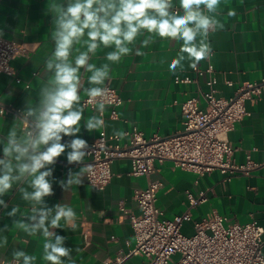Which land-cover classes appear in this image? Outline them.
I'll return each instance as SVG.
<instances>
[{
    "label": "crops",
    "instance_id": "1",
    "mask_svg": "<svg viewBox=\"0 0 264 264\" xmlns=\"http://www.w3.org/2000/svg\"><path fill=\"white\" fill-rule=\"evenodd\" d=\"M53 0H0V32L4 38L13 40L27 49L26 54H17L11 61L12 75L0 74V102L22 110L28 103L38 100L40 87L51 77L44 67L51 55L54 43L51 33L54 30L49 5ZM64 3V0H55ZM179 9V0H173ZM182 11V10H181ZM217 19L225 25L224 29L209 33L211 45L210 59L199 62L196 72L184 61V70L175 73L169 71V63L177 56L182 42L156 38L146 48H141L144 36L138 37L133 52L122 57L118 63H112L110 79L104 85L116 88L123 103L118 108V118L110 116L111 107L105 106L103 113L84 106V119L81 120V133L78 135L88 142L99 136L102 130L108 135L119 131L123 133L121 143L129 142L124 133L133 129L142 131L146 137L153 135H171L182 128L183 116L181 103L196 96L200 106L206 103L202 91L208 89L210 78L216 79L214 87L217 96L229 97L234 90L247 82H260L264 79V0H221ZM234 11V16L228 13ZM140 48L142 56L135 55ZM112 48H101L92 57L91 63L97 67L109 63L105 54ZM163 61V63L161 62ZM212 66L213 71L207 72ZM81 103L87 96L83 89L91 87L87 82L90 73H84ZM176 76H189L190 82H176ZM232 82L229 85L228 82ZM83 104V103H82ZM248 114L238 121L229 133L228 139L236 151L234 158L243 163L247 156L257 164L249 174H237L229 180L215 169L210 173L198 175L175 167L172 161L155 163V172L151 179L162 183L157 193V205L167 219L189 210L193 220H199L212 210L227 217L229 223H248L257 221L264 227V96L254 101L247 100ZM104 127L88 132L84 122L89 116L102 117ZM18 123L10 113L0 115V148L9 129ZM64 137L62 142L70 141ZM82 163L69 164L66 153L57 159L53 166V195L46 197L49 207L56 204L70 206L76 212L75 230L61 220V227L54 231L66 237L65 245L71 251L75 264H105L109 258L127 255L135 243L134 233L129 222V214L140 213L133 195L136 189L147 186V178L130 173L131 162L118 159L112 164L113 177L103 189H97L88 182L87 172L81 185H72L68 190L60 187L59 181H67L68 173L78 172L85 166ZM197 195L206 191L207 201L190 207L186 191ZM3 199L8 208H0V237H7V245L0 247V263L13 259L15 251H24L36 256V264H48L43 260V238L27 236L14 225L20 215L9 217L7 213L13 207L20 212H30V206L21 199L14 186ZM123 205L128 213L120 210ZM195 231L192 221L183 224L182 232L191 235ZM264 238V235H263ZM174 255L173 259H177ZM65 264H68L65 259ZM120 264H148L140 255H129Z\"/></svg>",
    "mask_w": 264,
    "mask_h": 264
},
{
    "label": "clouds",
    "instance_id": "2",
    "mask_svg": "<svg viewBox=\"0 0 264 264\" xmlns=\"http://www.w3.org/2000/svg\"><path fill=\"white\" fill-rule=\"evenodd\" d=\"M221 0H179L176 9L173 0H64L49 5L54 30L51 39L54 48L44 67L51 77L38 93L35 104L28 103L16 117L18 123L8 131L0 148V208H8L3 197L13 190L28 203L30 212L22 213L13 207L7 215L20 219L14 225L27 236L43 238V260L48 264H75L71 249L65 245L66 237L54 229L61 220L76 228V212L67 205L49 207L45 198L53 195V171L57 159L66 153L69 164L82 163L88 154L87 141L81 133L84 105L81 89L84 73L89 85L83 91L92 103L104 98L108 89L103 87L110 79L112 63L133 52L138 37L144 36L140 47L146 48L156 38L181 41L180 51L169 63V71L184 70V61L195 70L200 61L210 59L209 33L224 29L216 17ZM182 10V11H181ZM229 16L235 12L230 11ZM3 33L0 32V37ZM101 48H112L105 54L104 63L97 67L91 59ZM136 56L144 53L135 49ZM163 63V61H161ZM97 110L103 113L105 103L98 102ZM0 115H3L0 112ZM104 120L89 116L83 127L88 131L104 127ZM122 132H115L121 138ZM64 137L70 141L62 142ZM91 165L78 172L68 173L67 181H59L65 191L72 185H81ZM7 237H0V247L7 245ZM15 264H36V256L24 251L13 253Z\"/></svg>",
    "mask_w": 264,
    "mask_h": 264
},
{
    "label": "built area",
    "instance_id": "3",
    "mask_svg": "<svg viewBox=\"0 0 264 264\" xmlns=\"http://www.w3.org/2000/svg\"><path fill=\"white\" fill-rule=\"evenodd\" d=\"M26 53L27 49L21 44L0 37V74L12 75V59L17 54ZM195 71L200 69L197 67ZM212 71V66H209L207 72ZM175 81L190 82L192 78L176 76ZM215 83L216 79L210 78L208 89L201 93L206 103L204 108L196 96L181 103L183 124L176 133L146 137L135 128L124 133L129 142L122 144L121 138L102 130L98 137L88 142L85 166L91 165V171L87 172L91 186L103 190L113 177L112 164L118 159L130 160V173L147 178V186L136 189L133 195L140 213L128 216L135 243L127 255L109 258L105 264H120L129 255L143 256L148 264H264V227L257 221L229 223L227 217L216 210L199 220H193L189 210L167 219L157 205V193L162 183L150 178L155 172L156 162L169 160L175 167L198 175L217 169L225 175L224 180L237 174L247 175L259 166L250 155L245 162L237 163L234 158L237 149L228 135L236 123L248 114L246 101L264 96V79L239 85L229 97L217 96ZM228 84L233 83L229 81ZM103 87L108 89L106 97H98L88 103L86 96L82 103L94 109L103 100L105 106L111 107V118L116 119L123 99L116 88L109 85ZM21 111V108L0 102L2 113H10L16 118ZM101 118L104 120L103 114ZM186 194L190 207L208 199L206 191L194 195L187 190ZM120 210L128 213L123 205ZM186 221L193 222L195 231L191 235L182 232ZM174 255H178L175 260ZM0 264H15V261L10 259Z\"/></svg>",
    "mask_w": 264,
    "mask_h": 264
}]
</instances>
